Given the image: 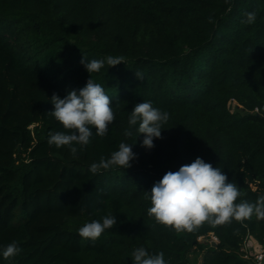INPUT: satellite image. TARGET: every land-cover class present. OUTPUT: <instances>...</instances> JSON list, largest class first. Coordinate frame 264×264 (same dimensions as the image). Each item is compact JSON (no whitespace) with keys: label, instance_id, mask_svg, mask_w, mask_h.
Returning <instances> with one entry per match:
<instances>
[{"label":"trees","instance_id":"16d2710c","mask_svg":"<svg viewBox=\"0 0 264 264\" xmlns=\"http://www.w3.org/2000/svg\"><path fill=\"white\" fill-rule=\"evenodd\" d=\"M109 55L124 62L91 74L111 96L108 132L75 155L50 146L49 132L66 131L50 98L85 86L83 56ZM143 101L170 116L150 150L128 124ZM121 142H136L131 167L89 171ZM197 157L238 185L236 203L264 197V0H0V246L21 249L0 264H132L139 247L167 264L197 250L202 264H249L240 247L264 244V217L178 232L148 214L145 191ZM108 215L98 239L78 235ZM210 234L219 242L205 248Z\"/></svg>","mask_w":264,"mask_h":264},{"label":"clouds","instance_id":"9594fccd","mask_svg":"<svg viewBox=\"0 0 264 264\" xmlns=\"http://www.w3.org/2000/svg\"><path fill=\"white\" fill-rule=\"evenodd\" d=\"M242 23L253 24L256 12L245 13ZM124 62L122 57L107 56L102 59L81 60L90 78L79 90L72 89L61 98L53 95L50 103L54 106L49 112L58 121L65 132H49L47 143L57 148L68 146L73 155L77 153L76 145L86 146L93 135L103 137L109 125L115 120L111 96L102 84L94 82L92 73H99L107 64L108 69ZM170 119L169 113L156 108L151 101L136 104L128 114V124L136 127V131L144 134L141 146L152 149L154 139L161 138L164 124ZM93 129L95 131H93ZM125 136H130V130H125ZM136 143V142H135ZM135 143L121 142L118 150L111 153L107 159L101 158L93 162L89 171L96 174L101 169L113 167L127 169L136 159L133 151ZM151 206L148 214L154 217L158 224L172 227L178 232H192L205 222L216 226L230 223L233 219L241 221L253 214L264 217V197L256 203L242 200L236 203L243 194L238 185L229 182L228 176L220 167L197 157L192 163L182 165L177 171H168L155 182L150 191H145ZM116 224V216H104L102 220L86 222L77 231L86 240L95 241L105 230L112 229ZM21 249L15 242L0 246V256L4 259L15 257ZM132 264H167L164 253L151 254L144 247L135 248L131 253Z\"/></svg>","mask_w":264,"mask_h":264},{"label":"rangeland","instance_id":"374dc122","mask_svg":"<svg viewBox=\"0 0 264 264\" xmlns=\"http://www.w3.org/2000/svg\"><path fill=\"white\" fill-rule=\"evenodd\" d=\"M229 108L234 113L245 114V111L243 110V108L240 107L235 101L230 102ZM199 242H200V244L204 245L205 248H209L215 244L214 243L215 240H214V237L212 235L206 236L204 239H202ZM248 246L253 251H255L259 248H264V244L258 245L257 241L252 237L249 238ZM203 255H204L203 251L197 250V251L191 253V255L188 257V261L190 264H202Z\"/></svg>","mask_w":264,"mask_h":264},{"label":"built area","instance_id":"2783aa9c","mask_svg":"<svg viewBox=\"0 0 264 264\" xmlns=\"http://www.w3.org/2000/svg\"><path fill=\"white\" fill-rule=\"evenodd\" d=\"M258 111V110H256ZM214 237L215 240V244H217L219 241L218 239L214 236V234H210ZM206 236L204 237H200L198 239V241H201L202 239H204ZM248 241H249V237H246L243 244L240 247V254L241 257L247 261V263L249 264H264V248H259L255 251L251 250L248 246Z\"/></svg>","mask_w":264,"mask_h":264},{"label":"water","instance_id":"95a60500","mask_svg":"<svg viewBox=\"0 0 264 264\" xmlns=\"http://www.w3.org/2000/svg\"><path fill=\"white\" fill-rule=\"evenodd\" d=\"M217 244H214L213 246H216Z\"/></svg>","mask_w":264,"mask_h":264}]
</instances>
